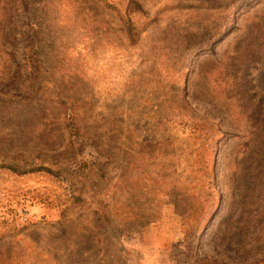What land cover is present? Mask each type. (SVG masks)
Listing matches in <instances>:
<instances>
[{"label":"rangeland","instance_id":"rangeland-1","mask_svg":"<svg viewBox=\"0 0 264 264\" xmlns=\"http://www.w3.org/2000/svg\"><path fill=\"white\" fill-rule=\"evenodd\" d=\"M0 264H264V0H0Z\"/></svg>","mask_w":264,"mask_h":264},{"label":"trees","instance_id":"trees-1","mask_svg":"<svg viewBox=\"0 0 264 264\" xmlns=\"http://www.w3.org/2000/svg\"><path fill=\"white\" fill-rule=\"evenodd\" d=\"M133 32H134V29H133ZM127 35L131 39V37L133 35L131 26L127 27ZM7 169L12 171L13 173H17V170L14 168H7ZM26 173H28V174L43 173V174H46L48 176L55 177V178L59 176V172H55V171H52V170L47 169V168H35V169L30 170V171H27Z\"/></svg>","mask_w":264,"mask_h":264}]
</instances>
